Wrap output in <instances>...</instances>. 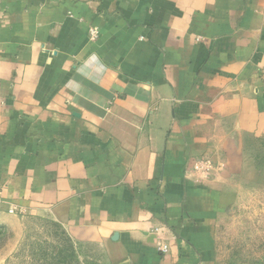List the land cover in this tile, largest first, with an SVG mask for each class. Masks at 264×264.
<instances>
[{"label": "crops", "instance_id": "obj_1", "mask_svg": "<svg viewBox=\"0 0 264 264\" xmlns=\"http://www.w3.org/2000/svg\"><path fill=\"white\" fill-rule=\"evenodd\" d=\"M263 73L264 0H0V222L51 218L102 264H206Z\"/></svg>", "mask_w": 264, "mask_h": 264}, {"label": "rangeland", "instance_id": "obj_2", "mask_svg": "<svg viewBox=\"0 0 264 264\" xmlns=\"http://www.w3.org/2000/svg\"><path fill=\"white\" fill-rule=\"evenodd\" d=\"M236 156L238 199L214 227L206 264H264V136L244 140ZM98 252L74 242L55 220L35 213L0 222V264H102Z\"/></svg>", "mask_w": 264, "mask_h": 264}, {"label": "built area", "instance_id": "obj_3", "mask_svg": "<svg viewBox=\"0 0 264 264\" xmlns=\"http://www.w3.org/2000/svg\"><path fill=\"white\" fill-rule=\"evenodd\" d=\"M98 34H99V30H98L97 27H92L90 29V36H91L92 39L98 38ZM262 77L264 78V73L262 74ZM0 201H1V197H0ZM9 211L11 213H14V212H16V209L14 207H12V208H9Z\"/></svg>", "mask_w": 264, "mask_h": 264}]
</instances>
